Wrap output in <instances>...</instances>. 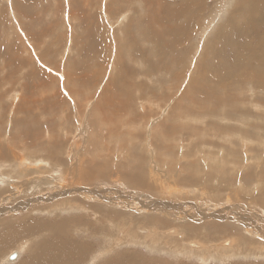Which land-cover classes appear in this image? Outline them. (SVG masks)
<instances>
[{
	"label": "rangeland",
	"instance_id": "374dc122",
	"mask_svg": "<svg viewBox=\"0 0 264 264\" xmlns=\"http://www.w3.org/2000/svg\"><path fill=\"white\" fill-rule=\"evenodd\" d=\"M254 1L257 0H0V154L3 153L5 160H12L10 154L15 153L14 157L20 154L22 162L27 164L33 160L30 156L44 155L50 163L45 166L52 168V173L47 169L43 170L45 173L32 171L33 174L30 173V179L26 181L15 173L0 174V188L3 190L7 182L14 181L19 185L33 180L24 195H14L9 201L14 204H20L21 200L26 204L32 202L43 209L35 212L25 208L3 215L0 218V233L10 236L14 229L11 225L15 222L10 221L20 220L29 214L27 218L30 220L40 217L51 225L45 228L42 220H39L42 226L37 227L35 236H31L35 247L40 241L47 240L45 242H49L57 251L61 245L59 238L71 239L80 246L79 249L85 247L86 255L83 253V256L90 260L92 255L103 252L107 236L109 251L105 250L102 259L93 264H119L121 261L123 264H202L199 257L178 258L169 249L151 250L150 241H147L149 237L144 244L134 242L143 240L144 235L148 234L143 233L142 228L170 230L174 226L168 223L158 225L160 219L150 217H160L158 214L135 216L134 220H130L133 218H126L128 214L124 218L123 213H117L114 222L123 218L122 221H127L125 224L133 231L119 234L112 231L108 218L96 221L100 218L89 210L92 209L89 204H96L100 208L101 202L97 196L106 194V189L112 193L110 195L115 191L118 198L125 197L128 199L125 201L135 206L144 201L146 204L152 198H158L159 192L164 194L167 191L154 183L153 191L138 189L129 181L131 178L142 177L141 180L145 182L150 179V175L155 177L157 172L161 173L165 169L167 175V170L175 172L177 168L186 172L181 173L182 177L189 174L197 176L199 170L215 163L214 159L211 160L214 156L210 149L231 161L220 170L221 177L227 175L232 159L239 160L235 175H227V179L231 180L228 186L235 189L242 181L247 188L245 190L249 189L250 192L257 185L255 183L259 177L264 179V20L257 23L251 20L252 11L264 16V0L257 1L260 3L256 9ZM69 6L74 20L67 23ZM106 8L108 10L105 11ZM117 16H124V21L118 22ZM42 33L45 36L36 41L37 45L28 38V35L39 37ZM202 118L207 119L199 121ZM209 123L214 124L213 130ZM194 127H200V133ZM206 132L210 134L207 137ZM236 134L249 137L253 142L249 147L245 142L241 144ZM196 138H200L201 142ZM187 142L189 146H186ZM247 148L250 150L248 156ZM205 150L208 161L204 164ZM232 152L235 156H231ZM163 153L167 156H163ZM168 158H173V163ZM55 159L67 162L70 159L79 170L89 171L94 177L87 180L79 172L78 180L81 181H68L64 179L66 175L63 173L67 168L62 166L64 168L60 170L63 171L58 172L56 168H61V165L56 164ZM148 160H154L157 164L155 162L151 166ZM34 162L39 164L40 158L37 157ZM182 163H189L191 168ZM113 170L120 172L111 178ZM216 170L214 168L213 173ZM258 170L262 171L263 176ZM255 171L257 174L254 175ZM168 176L173 179L170 173ZM212 177L216 178L207 172L206 181ZM2 179L5 180L1 182ZM195 183L196 180H180L176 185L183 190L182 194L173 193L170 196L167 193L168 196L161 195L160 199L204 201L207 197L204 193H208L207 200L220 203L217 197L225 192H213L215 197L209 190H201V186L195 187L196 191H193ZM58 184V190L69 187L74 192L50 202L43 201V194H50ZM85 186L94 191L85 190ZM228 186L225 190L230 191ZM260 186L261 183L259 190ZM183 194L191 195V198L182 199L180 196ZM90 196L97 199H90ZM244 199L239 201L233 198V203L235 206L247 205L250 200ZM69 202L77 205L83 203L85 211L67 210L70 208ZM206 207L209 213L214 209L211 203ZM50 209L57 211L51 214ZM107 210L111 209H105L102 205L101 211L96 213L103 215ZM254 211H258L257 206ZM215 218H218L217 215ZM210 219L215 221L214 218ZM205 221L210 220L205 218L196 223L204 224ZM58 224L64 226L63 233H60ZM77 227L81 229L77 231ZM85 227L92 231L95 230L92 228H96L98 232L88 235V232L84 233ZM228 229L215 223L212 226H190L183 240L188 242L187 237L194 238L190 241L211 245L229 238L228 235L233 233L227 237L221 235ZM201 230L204 232L200 233ZM172 240L182 239L174 237ZM22 241L14 242L11 237L0 238V262L18 264L26 259L28 251L12 262L7 259L9 254L19 250ZM256 259L234 257L225 263L209 259L208 263L264 264L263 258ZM77 263L85 262L80 259Z\"/></svg>",
	"mask_w": 264,
	"mask_h": 264
},
{
	"label": "bare ground",
	"instance_id": "6f19581e",
	"mask_svg": "<svg viewBox=\"0 0 264 264\" xmlns=\"http://www.w3.org/2000/svg\"><path fill=\"white\" fill-rule=\"evenodd\" d=\"M191 2V0H189ZM193 1V0H192ZM258 1V0H257ZM254 1V8H257V4H259L260 2ZM103 3V2H102ZM226 3V2H225ZM224 3V4H225ZM105 4V3H104ZM222 5V3H221ZM102 6V5H101ZM225 6H227L225 4ZM103 7V6H102ZM224 7V6H223ZM68 8V7H67ZM228 8V6H227ZM253 9V8H252ZM108 10V8L105 9V11ZM240 12V10H238ZM224 12V11H223ZM253 12V13H252ZM250 11L252 19L254 22H258L259 20H264V16L259 14L258 11L254 12V11ZM242 13V12H240ZM66 14V13H65ZM225 15V14H224ZM223 15V17H224ZM126 16V15H124ZM124 16H117L115 17L116 20L118 22H122L124 21ZM222 16V14H221ZM129 17V16H128ZM13 19V18H12ZM190 19V18H189ZM222 19V18H221ZM14 20V19H13ZM67 23H69L70 21L74 20V14L71 11V8L69 6V11L66 17ZM195 20V19H194ZM189 21V20H188ZM215 21V20H214ZM252 22V21H251ZM195 23V22H194ZM213 23V22H212ZM215 23V22H214ZM213 23V24H214ZM188 24V22H187ZM209 24V23H208ZM207 24V25H208ZM253 24V23H252ZM197 26V25H196ZM210 26V25H209ZM120 29V28H119ZM125 29V28H124ZM123 29V31H124ZM121 30V29H120ZM126 30V29H125ZM20 32V31H19ZM122 33V32H121ZM22 34V33H21ZM117 34V33H115ZM123 34V33H122ZM262 34H264V32H262ZM111 35V34H110ZM118 35V34H117ZM23 36V35H22ZM45 35L42 33L39 37H37L36 35L31 36L28 35L29 40H32L36 45V41H38L39 38L44 37ZM116 36V35H115ZM263 35H261L262 37ZM21 38V36H19ZM109 37V36H108ZM119 37V36H118ZM19 38V39H20ZM112 38V37H111ZM110 39V37H109ZM113 39V38H112ZM120 39V38H119ZM121 40V39H120ZM110 42V41H109ZM114 42V41H113ZM264 42V41H263ZM115 43V42H114ZM126 45V43H125ZM135 45V44H134ZM116 53V52H115ZM256 53V52H255ZM118 54V53H117ZM117 54L115 55L117 57ZM257 55V54H256ZM112 56V55H111ZM253 56V55H252ZM115 57V58H116ZM111 58V57H110ZM114 58V57H113ZM117 59V58H116ZM120 61V60H119ZM117 63H119L117 61ZM122 63V62H121ZM117 65V64H116ZM117 70V69H116ZM252 74V73H251ZM257 74V73H256ZM255 74V75H256ZM200 75V74H199ZM249 75V74H248ZM247 75V76H248ZM201 76V75H200ZM251 76V75H250ZM257 76V75H256ZM258 77V76H257ZM259 78V77H258ZM254 79V78H253ZM251 80V79H250ZM259 80V79H258ZM262 80V79H261ZM257 82V81H256ZM10 84V83H9ZM8 95V94H7ZM18 96V95H17ZM2 97V96H1ZM4 98V97H2ZM1 98V99H2ZM135 112V111H134ZM211 113V112H210ZM199 114V113H198ZM211 115V114H209ZM215 115V114H213ZM81 116V115H80ZM195 117V116H194ZM216 117V116H215ZM207 118H202L201 122H204ZM218 120H220L218 118ZM189 121V120H188ZM191 121V120H190ZM213 121V120H212ZM194 122L196 123V121L194 120ZM200 122V124H202ZM113 123V122H112ZM210 124V123H209ZM213 123H211L209 126H212ZM252 124V123H251ZM124 125V124H123ZM214 125V124H213ZM216 125V124H215ZM134 126V125H133ZM205 126V125H203ZM127 127V126H125ZM139 127V126H138ZM161 127V126H160ZM167 127V126H166ZM202 127V126H201ZM207 127V126H206ZM216 127V126H215ZM172 128V127H171ZM195 128V127H194ZM200 128V127H199ZM199 128L197 129V127L195 128L196 130H199ZM204 128V127H203ZM217 128V127H216ZM215 128V129H216ZM136 129V127H135ZM173 129V128H172ZM194 129L193 132H195L196 130ZM207 129V128H206ZM203 130V131H206ZM210 129V128H209ZM212 130L214 129V127L212 126L211 128ZM161 130V129H160ZM145 131V130H144ZM154 131V130H152ZM173 131V130H171ZM170 131V132H171ZM209 131V130H208ZM216 131V130H214ZM226 131V130H225ZM192 132V133H193ZM241 132V131H240ZM262 132V131H261ZM264 132V131H263ZM169 133V132H168ZM198 133H200V130L198 131ZM224 133V132H223ZM229 133V132H228ZM166 134V133H165ZM197 134V133H196ZM206 137L209 136L210 134H207V132L205 133ZM215 134V133H214ZM219 136V134H216ZM223 135V134H222ZM256 135V134H255ZM9 136V135H8ZM111 136V135H110ZM165 136V135H164ZM198 136V135H197ZM203 136V135H201ZM205 136V135H204ZM203 136V137H204ZM215 136V135H214ZM232 136V135H231ZM243 135L241 134H236V138L239 140V143L243 144V142L247 143L248 147L249 145H251V143L253 141L250 140V138L248 139L247 137L244 138L242 137ZM1 137V136H0ZM2 137H6L3 136ZM132 137V135H131ZM252 137V136H251ZM156 138V137H155ZM191 138V137H190ZM189 138V139H190ZM244 138V139H243ZM6 139V138H5ZM173 139V138H172ZM198 140H200V138H196ZM137 140V139H136ZM149 140V139H148ZM152 140V139H151ZM204 140V139H203ZM222 140V139H221ZM231 140V139H230ZM138 141V140H137ZM146 141V140H145ZM213 141V139H212ZM257 141H259L257 139ZM201 142V140H200ZM211 142V141H210ZM129 143V142H128ZM131 143V142H130ZM147 143V142H146ZM150 143V142H149ZM193 143V142H190ZM198 143V142H197ZM219 143V142H218ZM223 143V142H222ZM230 143V142H229ZM65 144V142H64ZM68 143H66L67 145ZM73 144V143H72ZM148 144V143H147ZM188 144V145H187ZM200 144V143H199ZM215 144V143H214ZM228 144V143H227ZM238 144V142H237ZM240 144V146H241ZM263 142L260 144V146H262ZM54 145V144H53ZM85 145V144H84ZM196 145V143H195ZM198 145V144H197ZM196 145V146H197ZM205 145V143H204ZM212 146H214L213 144H211ZM218 144H216L217 146ZM226 145V144H225ZM234 145V144H233ZM246 145V144H245ZM255 145V143H254ZM65 146V145H64ZM70 146V145H68ZM133 146V144H132ZM130 146V147H132ZM149 146V145H148ZM152 146V145H151ZM186 146H189V142L186 143ZM194 146V145H193ZM195 146V147H196ZM199 146V145H198ZM224 146V145H223ZM239 146V145H238ZM60 147V146H59ZM81 147V146H80ZM221 147V146H218ZM264 147V144L263 146ZM106 148V147H105ZM119 148V147H118ZM147 148V147H146ZM198 148V147H197ZM204 148V147H203ZM206 148V147H205ZM226 148V147H225ZM8 149V148H7ZM183 149V148H182ZM227 149V148H226ZM249 148H247L246 154L248 156V150ZM263 149V148H262ZM13 150V149H12ZM60 150V149H59ZM80 150V149H79ZM105 150V149H104ZM150 150V149H149ZM155 150V149H153ZM211 153L213 154V158L211 159L213 161H215V165L214 164H210L209 166H207L206 168H203L202 170L198 171L197 176L189 174L188 176H181V173L184 172V169L181 168H177V170L174 172L173 171H169L167 170V175L165 174L166 169L161 172L162 175L161 177H156L159 176V172H157L158 175H156L155 177L150 175V179L149 180H145L146 178L144 177L142 181L141 178L137 179V178H131L129 181L136 187V188H147L150 189V191L154 190V187H152L154 184L157 186H160L161 190L163 191H167V193L173 194H182V189H180L179 187H177V182H179L180 180L184 181V182H189V181H197V183L193 184V191H196L195 187L197 186H201V190L205 191V190H209V193L212 194L213 196H215V194H213V192H225V194H223L221 197H217V201H219L220 203H216L213 200L209 201L207 200L208 197V193H204L207 197L205 198L204 201H200L197 199V201L194 202H181L180 200L177 202L173 201V200H167V201H161V197L164 196H168L167 193H159L157 194L158 198H150L151 201L147 202L145 204V201L143 203L140 202V204L137 206L134 205V203L131 202H127L125 200H128L127 198H118L119 196L115 195V191L113 195H110L112 193L108 192L107 189L105 190L106 194H100L101 196H97V198L99 199V201L101 202V207L98 208L96 204H89V208L91 207L92 209H89L90 211H94V214H96V216H98L100 219H97L96 221H100L101 219H106L108 218V220L111 221L110 226L112 227V231H116L117 233H121V234H128L133 232L131 228H129V225L125 224V222L127 223V221H122L120 219V221H116V217H117V213L121 214L123 213V216L125 218V216L128 214L127 217L133 218L130 220H134L135 216H150L148 214H158L160 217L158 216H150V217H156L159 218L160 221L158 222V225L160 223H168V224H174V226H172V228L169 230V228L167 229H162L160 230L158 227H151L148 230L145 228H142L141 231L144 232H148L147 235H144V239H138V240H134V242H136V244H138V242L140 244H144L147 241H150V249L151 250H155V251H160V250H167L169 249V251L171 253H173L174 255H176L178 258L180 256H186V257H191V258H198L201 260L202 264H209V259H213V260H222L224 263L228 262L230 260H232V258L234 257H252V258H263L264 259V188L262 187V184L264 182V179H262L261 177H259V179L255 180L257 181V184L254 188L252 185V190L249 192L248 190H245L247 188L244 187V184L242 183V181H239V183L237 184V187H230L228 185H230L231 183H229L227 178V175H235V173L237 172V170L235 169V166H237V164H239V160L236 159H232V163H230L228 169H227V175H223L221 177V175H219L220 170H223L222 168H226V166L229 164V159L225 156L218 155L217 153H215L212 149ZM48 151V150H47ZM83 151V150H82ZM80 151V152H82ZM173 151V150H172ZM204 151V150H203ZM228 151V150H227ZM231 151V149H230ZM264 151V150H263ZM8 152V151H7ZM55 152V151H54ZM54 152H52L53 154H55ZM85 152V151H84ZM148 152V151H147ZM155 152V151H152ZM259 152V151H258ZM262 152V151H261ZM28 153V152H27ZM49 153H51L49 151ZM48 153V154H49ZM61 153V152H60ZM72 153V152H71ZM144 153V151H143ZM178 153V152H177ZM181 153V152H180ZM183 153V152H182ZM196 153H198L196 151ZM204 157L206 159V161L204 162L207 163V154H206V150L205 152H203ZM224 153V152H223ZM2 154H0V174H12L15 173V175H19L20 178L22 179L23 177L26 180H29V174L32 173V171L37 172V173H45V171H43L44 169L50 170L52 173V168L45 166L47 164H50L49 162H47L46 157L43 156H36V157H32L30 156L31 160L30 164L27 163H23L22 162V156L20 154H18L17 157H14L15 153L13 154H8L12 160L10 158H7L6 160L3 159ZM149 154V153H148ZM154 154V153H153ZM152 154V155H153ZM157 154V153H156ZM155 154V155H156ZM162 154V153H161ZM163 156H167L165 155V153H163ZM190 154V153H189ZM220 154V153H219ZM238 154V153H237ZM250 154V152H249ZM58 155V153H57ZM67 155V154H66ZM151 155V154H150ZM182 156L184 154H181ZM187 155V154H186ZM185 155V156H186ZM234 155L233 152L231 154V156ZM52 156V154H51ZM55 156V155H54ZM80 156V155H79ZM235 156V155H234ZM246 156V157H247ZM264 156V155H263ZM39 157L40 158V163H35V159ZM61 157V156H60ZM64 157V156H63ZM144 157V156H143ZM157 157V156H156ZM171 157V156H169ZM174 157V156H173ZM200 157V156H199ZM209 157V156H208ZM19 158V159H17ZM57 158H59L57 156ZM80 158V157H79ZM82 158V157H81ZM182 158V157H181ZM187 158V157H186ZM190 158V156L188 157ZM194 158V157H193ZM196 158V157H195ZM234 158V157H233ZM65 159V158H64ZM64 159H55L54 162L56 164H59V166L61 165V168H56L57 171L61 172L63 170H60L65 166L67 168V171H63L64 176L66 180H78V175L77 173L82 172L83 176L85 179L89 180L92 176H91V172H85V171H81L77 168V166L69 159V161L67 162ZM130 159V158H129ZM151 159V157H150ZM159 159V158H157ZM141 160V159H140ZM143 160V159H142ZM162 160V159H160ZM169 162L171 163L172 160H170L168 158ZM179 160V159H177ZM182 160V159H181ZM185 160V159H184ZM210 160V159H209ZM13 161V163H12ZM82 161V160H81ZM147 161V160H145ZM176 160H174L175 162ZM183 161V160H182ZM10 162V163H9ZM142 162V161H141ZM149 162V160H148ZM156 161L152 160L151 162H149V165L153 166L155 164ZM189 162V161H188ZM199 162V159H198ZM106 163V162H105ZM173 163V162H172ZM258 163V162H257ZM108 164V163H107ZM157 164V162H156ZM159 164V163H158ZM183 165H186L187 163H182ZM200 165H202V163H199ZM162 165V164H161ZM169 165V163H168ZM172 166V164H170ZM169 165V166H170ZM189 166V163L187 164ZM193 165V164H191ZM58 166V165H55ZM91 166V165H90ZM123 167V166H122ZM191 168V166H189ZM194 166H192L193 168ZM115 168V167H114ZM124 168V167H123ZM140 168V167H139ZM157 168V167H156ZM161 168V167H160ZM198 168V167H196ZM216 169V173H213V169ZM10 170V172H6L7 170ZM109 169V168H107ZM125 170V169H124ZM156 170V169H155ZM158 170V169H157ZM156 170V171H157ZM186 170V169H185ZM192 170V169H191ZM113 170V173L111 175V178L116 177V174H118L120 172ZM134 171V170H133ZM151 171V170H150ZM159 171V170H158ZM196 171V169H195ZM260 171V170H258ZM132 172V171H131ZM138 172V171H137ZM207 172H211L213 176H216V178H211L209 179V181H206L205 176L207 175ZM50 173V174H51ZM148 173V172H147ZM171 174V177H173V179L169 178L168 174ZM186 173V172H184ZM191 173V172H189ZM256 171L253 172V174L255 175ZM261 175L262 171L259 172ZM33 174V173H32ZM49 174V173H48ZM139 174V173H137ZM257 174V173H256ZM47 175V174H46ZM81 175V174H80ZM131 175V174H129ZM135 175V174H134ZM141 175V174H140ZM148 176V174H146ZM49 176V175H47ZM46 176V177H47ZM110 175L108 174L107 177H109ZM139 176V175H138ZM143 176V175H141ZM257 176V175H256ZM39 177V176H38ZM50 177V176H49ZM59 177V176H58ZM94 177V175H93ZM92 177V178H93ZM132 177V176H130ZM137 177V175H136ZM209 177V175L207 176ZM110 178V179H111ZM149 178V177H148ZM147 178V179H148ZM49 179V178H47ZM58 179V178H57ZM5 179H2L1 182H3ZM7 180V179H6ZM102 180V179H101ZM127 180V179H126ZM177 180V181H176ZM49 181V180H48ZM58 181V180H57ZM81 181V180H78ZM120 181H121V177H120ZM164 181L166 182L164 184ZM33 180L30 182H24V183H20L19 185L14 183V181H10L7 182V187L5 190L0 188V206L3 209V212L0 213V218L10 212H16L17 210H22L25 208H29L28 210L33 211L36 210L35 212L38 211H42L43 209H41V207L36 206L37 204H34L32 202L29 203H25L22 200L20 201L21 203H12L11 201H9V199L11 200V198L13 199L14 195H24L25 192L27 191V189H29L31 187V185L33 184ZM46 182V181H45ZM52 182V180L50 181ZM102 182V181H101ZM119 182V180H118ZM172 182V183H170ZM238 182V181H236ZM154 183V184H152ZM194 183V182H193ZM261 183L260 186V190H259V185ZM53 184V183H52ZM55 184V183H54ZM111 184V183H110ZM173 184V185H172ZM212 184L210 187L209 185ZM235 184V183H234ZM188 185V184H187ZM233 185V183H232ZM10 186V187H9ZM47 186V185H46ZM50 186V185H49ZM66 186V185H65ZM179 186V185H178ZM186 186V184L184 185ZM189 186V185H188ZM226 186H228L227 188L230 190H225ZM59 184L54 186V189L50 192V194L48 195H44L42 197L43 201H52V199L54 198H58L61 196H66V193H71L74 192L73 190H71V188L67 187L66 190H58ZM85 190H92L93 188H90L89 186H85ZM100 188V187H99ZM182 188V187H181ZM187 188V186H186ZM48 189V188H47ZM153 189V190H152ZM188 189V188H187ZM198 189H200L198 187ZM84 190V189H82ZM225 190V191H224ZM36 191V190H35ZM39 191V190H38ZM49 191V190H48ZM187 191V190H186ZM228 191V192H226ZM37 192V191H36ZM43 191H41L42 193ZM35 193V192H34ZM80 193V192H79ZM184 193V192H183ZM187 193V192H186ZM203 193V192H202ZM39 194V193H38ZM99 194V193H98ZM108 194V195H107ZM167 194V195H166ZM175 194V195H176ZM244 194V196L242 197L241 195ZM91 195V194H90ZM162 195V196H161ZM38 196V195H37ZM11 197V198H10ZM16 197V196H15ZM99 197H103V198H99ZM182 199H187V198H191V195L188 194H183L180 196ZM216 197V196H215ZM35 198V196H34ZM97 198H93L90 196V199H97ZM233 198L234 199H241L243 200V198L250 200L247 205H243V204H236V206L233 203ZM33 199V198H32ZM86 196L83 197V200L85 201ZM244 199V201H246ZM41 200V198L39 199ZM207 200V201H206ZM13 201V200H12ZM240 201V200H239ZM92 202V201H90ZM212 204V206L214 207L213 211H211V213L208 212V208L206 207L207 205H210V203ZM242 202V201H241ZM139 203V202H138ZM42 204V203H41ZM53 205V204H52ZM68 205L70 206L69 209L67 210H71V209H80L81 211H85V206L82 204L77 205L74 203L69 202ZM102 205L103 207L109 208L111 210H107L106 212H104L103 215H97L96 211H101L102 209ZM220 205V206H219ZM257 206L258 211H254V207ZM62 207V206H61ZM88 210V212H90ZM104 210V208H103ZM256 210V209H255ZM57 211V209H53V210H49V212L55 213ZM61 211H65V210H61ZM60 213V211L58 212ZM100 214V213H99ZM118 214V216H119ZM88 215L90 216V213H88ZM217 215V219L215 218V216ZM27 217H29L28 215H25V217H21L20 220H11L10 222L15 221L13 224L11 225L12 228H14L11 231L10 236L7 235H3L0 233V238H6V237H11L12 241H21L22 242L19 243L20 248L19 250H15L13 251L11 254L8 255L7 259L8 262H12L11 260H17L20 258V256L28 251V255L26 257V259H24L23 261H19L18 264H65V262H68V264H78L77 262H79L80 259H82V261H84V264H93V262L95 261H99V259H102V256L105 253V250L109 251L110 248V243H108V237L106 236V247H104V249L102 250V253H97L96 255H92L90 258V260L88 258H84V256L86 255L85 251V247H81L79 249V245H76V243L72 242L71 239L70 240H62L61 238H59L61 245L59 246V249L57 251H55L50 245L49 242H45L47 240H44L43 242H39V244L37 245V247H35V243L33 242V239L31 238V236H35L38 231L36 230L37 227L41 228V226L43 225L45 228H49L48 226L50 225V223H47L46 219L44 218H36V219H28ZM97 217V218H98ZM208 218V220L210 221H205L204 224H200V223H196L198 220H202ZM210 218H214L215 221L213 219ZM96 219V218H94ZM39 220H42V225L40 223ZM127 220V219H126ZM189 220V221H188ZM2 221V220H1ZM112 221L115 223L113 225ZM44 223V224H43ZM215 223L216 226H221V227H228L229 229L224 231L221 235H225V237H227L226 235L233 233L232 235H228L229 238H225L224 241H220L218 243H211V245H207L206 243H198L195 241H190V240H194V238H186L189 239V241H185L183 240L189 233V229L190 226L193 227H199L202 225H213ZM94 224V223H93ZM56 225V224H52ZM51 226V225H50ZM59 228H60V233H63L65 230H63V225L58 224ZM93 226V225H91ZM94 227V226H93ZM96 227V226H95ZM5 228V227H4ZM9 229V228H6ZM77 231H79L81 228L77 227L76 228ZM95 230H91L89 227H85L84 233L88 232V235L90 233L94 234L95 232H98V230H96V228H92ZM98 229V228H97ZM224 230V229H222ZM91 231V232H90ZM204 231L201 230L200 233H203ZM135 233V232H134ZM118 234V236H119ZM138 234V233H137ZM9 235V234H8ZM172 235V236H169ZM127 237V236H126ZM147 237H149V239L146 241ZM176 238V239H182V240H172V238ZM70 238V237H68ZM121 238V237H120ZM139 238V237H135L134 239ZM132 239V238H131ZM122 240V239H121ZM119 239V241H121ZM129 240V239H128ZM125 241V240H124ZM182 241V246L180 245ZM160 242V244H159ZM128 243V242H127ZM204 245V246H203ZM116 247H119L117 245H115ZM121 246V244H120ZM182 247V248H181ZM203 247V248H202ZM71 248H74L75 250H71ZM193 248H202L201 250H195ZM83 253L85 254L83 256ZM95 254V253H93ZM12 256H14V258L12 259ZM256 256V257H255ZM76 261H74L73 260ZM104 259V258H103ZM256 259V260H257ZM7 262V263H8ZM16 262V261H15ZM0 264H3L2 262H0ZM5 264V262H4ZM107 264V263H105ZM119 264H123L122 261ZM126 264V263H124ZM130 264V263H128Z\"/></svg>",
	"mask_w": 264,
	"mask_h": 264
},
{
	"label": "water",
	"instance_id": "95a60500",
	"mask_svg": "<svg viewBox=\"0 0 264 264\" xmlns=\"http://www.w3.org/2000/svg\"><path fill=\"white\" fill-rule=\"evenodd\" d=\"M14 258V256H12V259Z\"/></svg>",
	"mask_w": 264,
	"mask_h": 264
}]
</instances>
